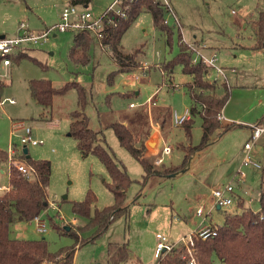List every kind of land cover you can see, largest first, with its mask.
Instances as JSON below:
<instances>
[{
    "label": "rangeland",
    "instance_id": "rangeland-1",
    "mask_svg": "<svg viewBox=\"0 0 264 264\" xmlns=\"http://www.w3.org/2000/svg\"><path fill=\"white\" fill-rule=\"evenodd\" d=\"M114 1L92 0L88 9L99 18ZM161 1L173 8L165 16L172 34L156 27L151 12L144 10L122 38L124 52L137 51L135 67L117 71L120 67L111 49L102 46L95 36L89 51L90 61L73 62L69 53L74 30L52 33L47 42L34 44L32 50L26 51L29 57L12 59L7 64L1 62L0 148L7 152L12 147L24 148L22 130H16V124L23 122L32 127L33 137L43 140L44 144L27 145L30 157L51 162L48 200L59 206V210L49 207L42 212L47 226L45 233L38 231L33 219L18 221L12 226L13 238H45L50 250L56 252L77 242L76 238L60 232L62 226L77 228L88 222V218L74 213V202L84 200L93 191L97 196L93 210L115 203L105 184L110 181L105 165L96 155H82L77 139L71 135V114L80 109L78 89L72 87L65 93H57L52 107L46 109L31 96L32 79H49L57 89L69 82H79L87 94L84 112L90 127L99 131L100 142L134 180L127 191L129 217H118L94 240H88L94 233L93 228L83 231L75 247V264H108L107 245L111 241L129 243L130 258L121 264H139L140 259L143 264H155L157 234L167 237L168 243L189 237L204 218L197 214L198 208L210 198L213 189L228 183L231 175L242 167L251 126L264 117V48L255 47V22L264 11V0ZM65 6L64 0H0V30L15 36L23 22L32 29H44L60 21ZM181 41L191 54L200 51L210 56L217 52V63L227 75L217 81L207 75L206 79L218 83L216 92L220 96L225 92L220 87L223 80L232 86L223 113L230 123L240 125L215 132L208 145L190 155L188 167L182 168V173L172 177L154 173L142 183L144 168L120 144L111 127L113 123L126 124L134 133L138 147L147 136L161 132L160 150L155 151L154 139L143 148L144 156L158 170L176 169L184 161L186 147L201 144L200 115L194 116L190 134L174 121L175 111L183 114L194 105L188 85L192 75L185 73L180 64L172 72L162 71L161 67L178 55ZM115 71L111 82L109 76ZM211 75L215 76L213 69ZM8 99H14L15 103ZM220 122L224 124L223 120ZM166 143L174 147L170 155L162 154ZM145 149H150L151 154L147 155ZM153 152L156 153L153 155ZM250 154L253 161L262 159L263 167L253 164L242 167L247 177L243 191L238 193L245 199L246 207L257 210L264 189V138L254 144ZM159 157H164L161 164L156 163ZM1 169L5 173L0 172V185H9L8 162L0 164ZM206 210V222L221 226L228 213L238 212L240 208L236 198L232 205L221 208H212L207 202ZM216 263L220 261L216 259Z\"/></svg>",
    "mask_w": 264,
    "mask_h": 264
},
{
    "label": "trees",
    "instance_id": "trees-1",
    "mask_svg": "<svg viewBox=\"0 0 264 264\" xmlns=\"http://www.w3.org/2000/svg\"><path fill=\"white\" fill-rule=\"evenodd\" d=\"M92 0H70L69 3L88 7ZM123 7H126V16L121 17L112 12L105 11L103 18L107 26L101 40L102 46L111 49L112 56L119 65L117 71L127 67L137 66V51L126 53L121 49V41L133 22L139 15L147 10L151 12L156 27L172 30L168 27L166 13L172 9L169 4L161 0H124ZM111 22L108 23V20ZM257 29L256 48H264V11L260 12L255 22ZM180 35V40H181ZM93 35L87 31L75 32L73 44L70 48V59L75 63L86 64L90 61L89 51L93 42ZM180 52L170 62L161 65L162 71L172 72L176 65H182L185 73L191 74L193 79L188 84L194 105L190 108L191 116L182 124L188 134L194 122V116L200 115L202 119V140L198 147H186V155L181 165L176 169L163 168L158 170L145 156L143 148L136 145V139L131 129L124 123L116 122L111 125L119 139L120 144L125 147L143 166L144 174L142 183L154 173L168 175L184 168L190 155L209 144L211 136L220 130L226 131L240 124H222L219 115L223 112L228 103L232 86L223 80L220 87L225 92L217 94L219 88L217 82H209L206 79V66L202 63L192 64L191 52L181 41ZM10 59L20 60L29 57V53L20 52L9 56ZM0 58V64L2 62ZM109 76L113 82L114 75ZM3 81H0V86ZM72 87H76L79 93V107L72 112L71 135L77 139L78 148L82 155H96L105 165L110 181H105L107 188L112 192L115 203L103 209L93 206L97 202V196L89 191L82 201L73 203L75 214L88 218L84 225L70 230L66 226L60 228L62 234L70 235L77 239L74 245L64 246L53 252L49 248L48 241L42 239H19L11 236L13 224L18 221H30L37 215L42 214L49 207L48 186L51 176V162L49 160H34L25 154L22 158L35 169L32 177L21 174L16 168H10V184L8 190L0 191V264H75V247L78 245L79 235L90 228L94 229L92 237L94 240L107 231L109 226L121 216L129 217L130 209L126 205L127 191L134 180L130 177L125 167L121 166L112 153L100 141L102 138L99 131L93 130L89 125V117L84 112L87 103L85 88L79 82L67 83L62 88H55L49 79H32L29 82L31 96L44 108L49 109L53 105L54 96L57 93H65ZM264 123V117L260 120ZM221 134V133H220ZM8 162V152L0 148V163ZM240 211L228 213L224 224L217 227V235L208 240H199L197 246L200 251L197 254L199 264H264V189L259 196L260 210L254 211L245 206L243 197L238 198ZM69 226V225H67ZM83 239V238H82ZM108 264H121L129 260L131 249L128 242H109ZM183 248L176 247L165 253L158 264H188L183 256ZM139 264H143L138 260Z\"/></svg>",
    "mask_w": 264,
    "mask_h": 264
},
{
    "label": "built area",
    "instance_id": "built-area-1",
    "mask_svg": "<svg viewBox=\"0 0 264 264\" xmlns=\"http://www.w3.org/2000/svg\"><path fill=\"white\" fill-rule=\"evenodd\" d=\"M124 0H115L110 4L106 11L112 12L118 16H126V7H123ZM166 3V2H164ZM168 4V3H166ZM172 11V10H171ZM111 19L108 20V23ZM107 26L106 19L103 15L99 18L95 17L94 14L88 9V7H83L80 5L67 3L63 8L60 16V21L52 26H48L44 29L36 30L30 28L26 23H21L18 27L15 36H0V58L2 57V62L9 63L11 61L10 55L16 52L29 51L34 44H43L50 39L52 33L55 32H65L68 30H74L75 32L87 31L93 36L100 40L103 38L104 30ZM102 44V43H101ZM200 51H195L191 54L192 64L202 63L206 66L207 77L212 81H217L222 76H226V72L222 66L218 65V54L214 52L210 56L199 53ZM148 67L147 64H145ZM215 71V76L212 78L211 70ZM150 101L152 98L149 99ZM10 103H15L14 99H8ZM191 116L190 108H187L183 114H179L177 111L174 112V121L177 125H182L184 121L189 119ZM219 119H225L223 112L219 115ZM16 130H22L21 143L26 147L27 145H42L43 140H39L33 137L32 127L26 125L23 122L16 124ZM251 137L245 143L244 150L246 154L244 156V165L253 164L257 168H262L261 161H253L250 151L252 150L254 144L258 142L261 138H264V124L257 122L251 126ZM173 146L171 144H164L162 148L163 155H170L173 152ZM23 148H11L8 152V164L9 167H15L21 174L27 177H32L35 174V169L33 166L29 165L27 162L22 161ZM164 162V157H159L156 159L157 164ZM240 167L231 177L228 183L224 184L219 188H215L212 191L210 198L206 199L204 204L200 206L197 210V214L204 216L203 221L195 229V231L189 236H185L181 240L168 243V238L161 233L157 234L159 242L155 250V257L158 262L164 257L165 253L171 251L176 247L183 248V256L186 258L188 264H199L197 254L200 249L197 246L199 240H208L215 237L218 233L217 227L213 224L207 223V210L206 204L209 202L214 207H227L235 202V199L240 195L238 192L243 191V183L246 181V173ZM9 187L0 185V191L8 190ZM49 207L59 210V206L54 202L49 201ZM48 207V208H49ZM48 210V209H47ZM46 210V211H47ZM39 232L45 233L47 231V226L42 219L41 214L37 215L34 219ZM76 221V218L73 220Z\"/></svg>",
    "mask_w": 264,
    "mask_h": 264
},
{
    "label": "crops",
    "instance_id": "crops-1",
    "mask_svg": "<svg viewBox=\"0 0 264 264\" xmlns=\"http://www.w3.org/2000/svg\"><path fill=\"white\" fill-rule=\"evenodd\" d=\"M65 1V4H67V3H69V1L70 0H64ZM171 9H173V8H171ZM17 30H18V27H17ZM17 30H16V33H17ZM15 32V31H14ZM0 36H8L7 35V32H6V30H0ZM30 50H32V49H30ZM29 50V51H30ZM26 52V51H25ZM28 52V51H27ZM226 75H227V73H226ZM227 81V80H226ZM228 82V81H227ZM223 112H224V110H223ZM224 114V113H223ZM224 116H225V114H224ZM223 121H224V124L226 123V124H228V123H230L231 121L229 120V119H227V117L225 116V119H223ZM258 122H260L261 123V121L259 120ZM262 124H264V123H262ZM157 136V138L155 139V137ZM150 139H154V141H155V144H156V146L154 147V149H155V151H156V149H157V151L158 150H160V144H162V142H161V132L160 131H157L156 133H154V134H152V135H149V136H147L145 139H143V142H142V144L139 146L140 148H144L145 147V145H146V143H149L150 142ZM157 141V142H156ZM146 150V154L147 155H149V153L151 154V152H150V149H145ZM161 151H162V149H161ZM156 152H153V155L155 154ZM151 156V155H150ZM260 161H261V163H262V159H260ZM0 164H2V163H0ZM187 167H188V165H187ZM263 167V166H262ZM183 170L184 169H182L181 171H180V173H182L183 172ZM0 172L1 173H5V170L4 169H1L0 170ZM179 173V174H180ZM233 175V174H232ZM231 175V176H232ZM263 181H264V179H263ZM7 187H9V185H6ZM240 195V194H239ZM241 196V195H240ZM242 197V196H241ZM245 200V199H244ZM256 201H254V203H255ZM247 205V204H246ZM260 210V207L257 209V210H254V211H259ZM196 226V225H195ZM199 226V225H198ZM141 260V259H140ZM143 263V262H142Z\"/></svg>",
    "mask_w": 264,
    "mask_h": 264
},
{
    "label": "water",
    "instance_id": "water-1",
    "mask_svg": "<svg viewBox=\"0 0 264 264\" xmlns=\"http://www.w3.org/2000/svg\"><path fill=\"white\" fill-rule=\"evenodd\" d=\"M23 153H24L28 158L30 157L29 149H28L27 146L23 148ZM179 173H180V171H177V172L171 173L170 176H171V177H172V176H176V175H178ZM218 208H220V207H218ZM66 230H70V226H66Z\"/></svg>",
    "mask_w": 264,
    "mask_h": 264
}]
</instances>
